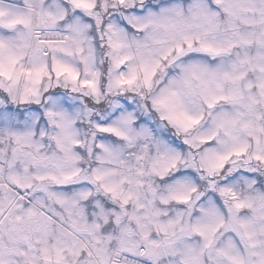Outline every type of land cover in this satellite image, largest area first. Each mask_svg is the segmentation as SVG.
I'll use <instances>...</instances> for the list:
<instances>
[{"label": "snow or ice", "instance_id": "1", "mask_svg": "<svg viewBox=\"0 0 264 264\" xmlns=\"http://www.w3.org/2000/svg\"><path fill=\"white\" fill-rule=\"evenodd\" d=\"M0 264H264V0H0Z\"/></svg>", "mask_w": 264, "mask_h": 264}]
</instances>
